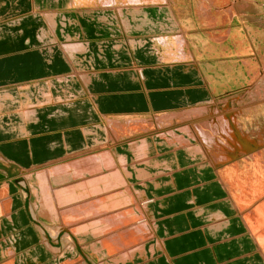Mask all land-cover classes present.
Here are the masks:
<instances>
[{
  "label": "crops",
  "instance_id": "0c3cea01",
  "mask_svg": "<svg viewBox=\"0 0 264 264\" xmlns=\"http://www.w3.org/2000/svg\"><path fill=\"white\" fill-rule=\"evenodd\" d=\"M177 29L150 0H0V264H264L223 179L256 142L246 131L209 121L212 165L179 130L119 129V144L102 148L109 120L215 114V99L248 84L256 63L241 39L226 53V36L175 45Z\"/></svg>",
  "mask_w": 264,
  "mask_h": 264
},
{
  "label": "rangeland",
  "instance_id": "374dc122",
  "mask_svg": "<svg viewBox=\"0 0 264 264\" xmlns=\"http://www.w3.org/2000/svg\"><path fill=\"white\" fill-rule=\"evenodd\" d=\"M150 2L164 3L167 5L168 8H171L173 14L176 17L178 24L177 33L179 32V35L176 33V35H178L176 37V40L181 41L180 43L175 41L174 42L175 45H180L182 43L184 45L185 40L192 35H196L198 37L202 36L203 39L206 41L207 39H211L212 43H216V44H220L219 42H217V39H219L221 36L223 37L226 36V41H225L226 53H228L229 51L232 52V50L234 49L238 50L235 47L234 43H233L234 47L231 49V45H230L231 39L232 41H238L239 39H241L240 41H242L243 47L246 48L247 54H249L246 57V60L251 59L256 63L254 70L251 72V77L248 78L249 80L248 84L245 87H242V89L238 91L236 90L232 94H226L225 97L222 96V98L220 97L219 99H215L212 105H214V112L216 113L214 114L211 112L212 116L208 117L207 118L208 120L202 119L200 121L201 123L198 122L200 123L199 127L194 126L195 131L198 133L197 135H199V138L200 137L202 138V135L204 137L206 131H212L211 129L213 124L209 123V121L215 119L213 121L217 122L218 119L220 121L222 120L220 124L226 126L225 131L227 128L228 135H231V133H233V135L236 134L238 136L239 134L237 128L239 127V129L241 128L240 130L243 129V132L246 131L248 133L247 136L248 139H252L253 137L254 141H256L250 143L251 141L247 140V143H245V145L246 146L249 145L250 147L245 149L244 152L241 151V155H238L237 157L234 156L232 157L234 158L233 160H235L238 165L235 172L233 174L230 173V175H226L225 178L223 176V179H225V182L228 185L227 188L229 190V193L231 194L232 197H234L233 198L234 202L237 203L236 204L238 206L237 208L239 212L243 215L246 211L252 209L251 206L254 207L255 204L260 205L264 201V196H263L264 195V115L262 114L263 111L256 112L261 108L260 101L261 99L264 98V93H263L264 92V0H150ZM83 17L94 23L101 22L100 17L102 18L101 13H92V12L83 13ZM169 17L171 20L173 19L172 15H169ZM173 27L176 30L177 26L173 24ZM234 37H237L239 39L236 40V38ZM137 41L132 42L131 44L132 49H135V51L144 50L148 42L146 40H137ZM199 41L200 40L198 39V42ZM228 46H230V48ZM255 91H257L256 96L255 94L253 95ZM255 105L259 107L257 109H252L254 108L253 106ZM225 106L226 108H223ZM228 112H231V114ZM233 113L235 114V116L236 114L241 115L239 117L238 116L236 117L243 124L237 123V126H235L234 129H231V126L230 128L228 126L229 123L230 125H233L232 124L233 121L231 120V118H233ZM259 113L260 115L257 116ZM162 114H158L156 117L159 118L161 117L159 115ZM224 114L225 115L227 114V116L229 115V119L225 117ZM156 117L155 119H157ZM142 118L143 117H136V116L128 117V118L126 117V118H120L119 120L117 119L116 121H119L118 123H121L122 125L121 130H125V129L129 130L135 128L129 130V132H134L133 135L135 136L157 134L154 132L153 126L143 128L141 125L136 124L137 125L136 126L134 124H130L129 126L127 124L132 122L138 123V120ZM149 119L150 118H148V122L150 123L151 121ZM114 121L110 120L107 123L109 125L113 123V127L116 129V131H118L120 128L116 126L117 123L116 122L114 123ZM178 121L179 120L177 119L173 121L171 120L172 122L171 124H174ZM124 124L125 126H123ZM204 124H207V126ZM179 125L181 124H177L175 128L173 127L175 125L171 126L170 129L174 128L173 131L167 133H161L160 135L167 136L166 138L169 139L168 137L169 134L173 135L174 132L177 130L189 133L190 144L188 142H186V144L184 143L183 144L189 145V147L196 146L205 157V153L202 147H204L207 150V148L204 145V143L206 144V142H204L203 139L201 140L196 139V133L194 131V127L192 130L188 127L187 130L186 129L181 130L178 129ZM217 127L218 126H213V130L216 129ZM219 131L221 130L219 129ZM124 132L127 133L126 131ZM116 134L118 136L119 133L116 132ZM131 137L133 136H128L127 138H131ZM183 144H181V146L184 147ZM226 144L229 146V148L232 147V149H234L235 144L233 142L226 141ZM239 146H241L242 148V145L240 143ZM250 149L253 150V155L257 154L259 156V158H257L258 161H254ZM246 151H248V153H246ZM204 157H203V163L206 162ZM207 162L208 165L209 164L212 165L211 160L208 159ZM257 185H260L262 187V192L259 193L258 195L256 194L255 196L252 195L249 198L248 194L252 190L253 191L259 190V187H256ZM259 195L261 197L263 196L261 200H259ZM246 202L247 204H244ZM257 226L258 225H255V227ZM250 228L248 227V229ZM252 229L253 227L250 229L253 232L251 233L256 238L258 244L261 246L264 253V243L262 245L261 243L262 241L258 233L259 230L256 231ZM255 232L257 233L255 234Z\"/></svg>",
  "mask_w": 264,
  "mask_h": 264
},
{
  "label": "bare ground",
  "instance_id": "6f19581e",
  "mask_svg": "<svg viewBox=\"0 0 264 264\" xmlns=\"http://www.w3.org/2000/svg\"><path fill=\"white\" fill-rule=\"evenodd\" d=\"M118 11V10H117ZM136 11V10H135ZM120 14V13H119ZM98 17V16H97ZM100 19H101V17H100ZM98 21V20H97ZM226 35V34H225ZM129 41V40H128ZM132 42L133 41H131V44H132ZM138 42V41H137ZM124 43V42H123ZM145 43V42H144ZM70 44V43H69ZM72 44V43H71ZM76 44V43H75ZM74 45V44H73ZM79 45V44H78ZM69 46V45H68ZM136 47V46H135ZM144 47V46H143ZM141 49V48H140ZM135 50V49H134ZM2 55V54H1ZM15 81V80H14ZM25 86V85H24ZM257 89V88H256ZM255 89V90H256ZM263 92V91H262ZM256 93H257V91H255L254 93H253V95L255 94V96H256ZM264 93V92H263ZM262 94V93H261ZM252 95V96H253ZM263 95V94H262ZM260 100V99H259ZM262 101V102H261ZM261 101H260V106H261V108L259 109V110H257L256 112H262L263 111V115H264V98L263 99H261ZM254 108H252V109H257L259 106H257V105H255V106H253ZM249 108H251V107H249ZM249 108H247V109H249ZM208 110H209V108L208 109H206L205 110V108H203V107H198V108H195V109H188V110H185V111H180V112H169V113H161L162 115H159V116H161V117H159V118H157V119H155L154 118V121L152 122H148V119L146 120L145 118H142V119H139L138 120V123H127L129 126H130V124H134V125H141L143 128H145V127H151V126H153V128H154V132L155 133H157L158 135H160L161 133H167V132H170V131H173V129L176 127V125L177 124H181V125H179L178 126V129H181V130H184V129H186L187 130V127L188 128H190L191 130L193 129V127L195 126H197V127H199V125H200V121L202 120V119H207L208 117H211L212 116V114H211V112H209L208 113ZM205 114H209V116H205ZM231 114V113H230ZM221 115V114H220ZM260 115V113L257 115V116H259ZM123 116V115H122ZM222 116H223V114H222ZM229 116V115H228ZM236 116H237V114H236ZM113 117V116H112ZM143 117V116H142ZM231 117V116H230ZM235 117V114L233 113V118ZM173 118H175V119H177V120H179L178 122H176V123H174V124H171L172 122H171V120L173 121V120H175V119H173ZM216 118H218V117H216ZM220 118V117H219ZM255 118V117H254ZM171 119V120H170ZM104 120V119H103ZM117 120V119H116ZM119 120V119H118ZM150 120V119H149ZM218 120V119H217ZM110 121V120H109ZM206 121V120H205ZM117 123L116 124V126H118V128H122V125H121V123H118L119 121H114V123ZM148 122V123H147ZM198 122H200V123H198ZM220 122H222V120L220 121ZM133 125V126H134ZM136 125V126H137ZM173 125H175V126H173ZM184 125V126H183ZM204 125H206L207 126V124H204ZM203 125V126H204ZM216 125V124H215ZM123 126H125V124L123 125ZM171 126H173L174 128H172V129H170V127ZM183 126V127H182ZM230 123H229V128H230ZM195 127H194V131H195ZM132 129H135V128H132ZM132 129H129V130H132ZM167 129V130H166ZM196 129H198V128H196ZM231 129H234V126L232 125L231 126ZM124 131H126V130H124ZM116 129L113 127V123L111 124V125H109V124H107L106 126H105V128H104V133H106L107 134V137H106V139L107 140H105V138L103 139V141L102 142H104L102 145H103V147L102 148H106L107 150L108 149H112V148H114L116 145H118L119 144V141L122 139H119L120 138V136H119V134H118V136H117V134H116ZM191 133V132H190ZM195 133H196V139L197 140H201L202 138L200 137L199 138V135H197L198 133L195 131ZM203 133H205V132H203ZM147 134V133H146ZM189 134V133H188ZM190 136V135H189ZM192 136V135H191ZM198 136V137H197ZM194 139H195V136H194ZM126 141H131V140H126ZM180 141L182 142V141H184V144H186V141L185 140H183V139H180ZM100 143V142H99ZM174 144V143H173ZM190 144V143H189ZM84 145V144H83ZM69 147V146H68ZM193 147H195L194 148V150H196V151H198V152H200L201 153V155H203L202 154V152L196 147V146H193ZM248 147H250L249 145H247V148ZM82 148V147H81ZM91 148V147H90ZM132 148H133V146H132ZM203 148V150H204V153H205V157H204V155H203V157H204V159H206V161H208V159L210 160V158H208V150H206L204 147H202ZM106 149H105V151H106ZM104 150V149H103ZM102 150V151H103ZM102 151H100V152H102ZM250 151L252 152V155H253V150L252 149H250ZM114 152V151H113ZM99 153V152H98ZM111 153H112V151H111ZM246 153H248V151H246ZM71 154V153H70ZM75 154V153H74ZM109 154V153H108ZM91 155V154H90ZM95 155V154H94ZM50 156V155H49ZM84 156V155H83ZM121 156V155H120ZM211 156V155H210ZM251 156V155H250ZM85 157V156H84ZM89 157H91V156H89ZM252 157V156H251ZM83 158V157H82ZM97 158V157H96ZM101 158V157H100ZM257 158H259V156L257 155V154H254L253 155V159H254V161H258V159ZM78 159V158H77ZM141 159V158H140ZM85 160V159H84ZM108 160H109V158H108ZM74 161V160H73ZM114 161V160H113ZM120 161V160H119ZM70 162V161H69ZM102 162V161H101ZM107 162V161H106ZM111 162V161H110ZM123 162H125V161H123ZM67 163V162H66ZM66 163H64V164H66ZM78 163V162H77ZM94 162H92V164H93ZM96 163V162H95ZM97 163H99V161L97 162ZM96 163V164H97ZM112 163V162H111ZM85 164V163H84ZM108 164V163H107ZM116 164V163H115ZM122 164V163H121ZM73 165H74V163H73ZM81 165V164H80ZM98 166L100 165V164H97ZM53 166V165H52ZM124 166V165H123ZM60 167V166H59ZM91 167V166H90ZM107 167V166H106ZM112 167V166H111ZM94 168V167H93ZM98 168V167H97ZM105 168V167H104ZM116 168V167H115ZM45 169V168H44ZM86 169H89V168H86ZM86 169H83V170H86ZM99 170H100V168H98ZM121 169V168H120ZM142 169V168H141ZM47 170V169H46ZM91 170V169H90ZM125 170V169H124ZM123 170V171H124ZM27 171V170H26ZM41 171H42V169H41ZM44 171V170H43ZM75 171H76V169H75ZM78 171H79V169H78ZM81 171V170H80ZM88 171V170H87ZM116 171L118 172V170L116 169ZM28 172V171H27ZM45 172V171H44ZM91 172V171H90ZM92 172H93V170H92ZM108 172H110V171H108ZM113 172H114V170H113ZM35 173H38V172H35ZM71 173H72V171H71ZM125 173H126V171H125ZM128 173V172H127ZM28 174V173H27ZM41 174H42V172H41ZM76 173H74V175H75ZM79 174H81V172L79 173ZM105 174V173H104ZM104 174H103V176H104ZM111 174H113V173H111ZM118 174H119V172H118ZM47 175H48V173H47ZM100 175L101 174H99V177H100ZM106 175V174H105ZM114 175H116V173H114ZM36 176V175H35ZM43 176H45V175H43ZM77 176H79V175H77ZM82 176V175H81ZM95 176V175H94ZM130 176V175H129ZM24 177V176H23ZM29 177V176H28ZM37 177V176H36ZM102 177V176H101ZM116 177H118L117 175H116ZM149 177V176H148ZM43 178V177H42ZM55 178V177H54ZM56 178H57V175H56ZM60 178V175H59V177H58V179ZM92 178V177H91ZM94 178V177H93ZM109 178V177H108ZM118 178H120V177H118ZM46 179V178H45ZM39 180V179H38ZM103 180H104V178H103ZM103 180H101V183H102V181ZM112 180H114V178L112 179ZM112 180H110V181H112ZM117 180V179H116ZM115 180V181H116ZM122 180H124L123 178H122ZM122 180L120 179V180H118V181H121L122 182ZM58 181V180H57ZM56 181V182H57ZM84 181V180H83ZM99 181H100V179H99ZM107 181H109V179L107 180ZM114 181V182H115ZM89 182V181H88ZM106 182V181H105ZM125 182V181H124ZM46 182H44V184H45ZM104 183V182H103ZM102 183V184H103ZM107 183V182H106ZM128 183V182H127ZM109 184V183H108ZM115 184V183H114ZM83 185V184H82ZM93 186V185H92ZM115 186V185H114ZM65 187V186H64ZM116 187V186H115ZM131 187V186H130ZM256 187H259V190H257V191H251L248 195H249V198H250V196H255L256 194L258 195L259 193H261L262 192V187L260 186V185H257ZM90 188H92V187H90ZM111 188H112V186H111ZM123 188V187H122ZM106 189H107V187L105 188V191H106ZM109 189V188H108ZM107 189V190H108ZM114 189V188H113ZM127 189H128V187H127ZM61 190V189H60ZM81 190V189H80ZM89 190V189H88ZM129 190V189H128ZM58 191V194H60V192H59V190H57ZM118 191V190H117ZM126 191V190H125ZM49 192V191H48ZM63 192V191H62ZM248 192V191H247ZM47 193V192H46ZM72 193V192H71ZM80 193V192H79ZM91 193H92V191H91ZM99 193V192H98ZM111 192H109V194H110ZM118 193V192H117ZM73 194V193H72ZM85 194V193H84ZM87 194H88V192H87ZM107 194V193H106ZM40 195V194H39ZM50 195V194H49ZM61 195V194H60ZM68 195V194H67ZM73 195H75V194H73ZM86 195V194H85ZM91 195V194H90ZM103 195V194H102ZM101 195V196H102ZM55 196V195H54ZM78 196V195H77ZM82 196V195H81ZM107 196H109V195H107ZM113 196V194L111 195V197ZM131 196V195H130ZM142 196V195H141ZM231 196V195H230ZM264 196V195H263ZM263 196L261 197L260 195H259V200H261L262 198H263ZM41 197V196H40ZM61 197V196H60ZM71 197V196H70ZM79 197V196H78ZM83 197V196H82ZM51 198V197H50ZM63 198V197H62ZM86 198V197H85ZM98 198V197H97ZM103 198V197H102ZM232 198H234V197H232ZM257 198V197H256ZM10 199V198H9ZM60 199V198H59ZM79 199H80V197H79ZM105 199V198H104ZM106 199H108L107 197H106ZM64 200V199H63ZM67 200H68V198H67ZM253 200V199H252ZM52 201V200H51ZM71 201H73V200H71ZM70 201V202H71ZM93 201V200H92ZM133 201V200H132ZM87 202L89 203V201L87 200ZM87 202H83L84 204L83 205H86L85 203H87ZM96 202V201H95ZM101 202V201H100ZM32 203V202H31ZM64 203H66V202H64ZM93 203V202H92ZM259 203V202H258ZM90 204V203H89ZM97 204V203H96ZM128 204V203H127ZM237 204V203H236ZM244 204H247V202L246 203H244ZM50 205V204H49ZM49 205H47V206H49ZM60 205H62V204H60ZM93 205V204H92ZM101 205V204H100ZM88 206V205H87ZM90 206V205H89ZM90 207H92V206H90ZM103 207H106V205H104ZM114 207V206H113ZM238 207V206H237ZM243 207H244V205H243ZM44 209H46L45 207H43ZM80 208V207H79ZM79 208H78V210H76V212L77 211H79ZM81 208H82V206H81ZM94 208V207H93ZM93 208H91V209H93ZM100 208V207H99ZM251 208L252 209H250V210H248V211H246L243 215L245 216V218H244V216H243V218H244V220L247 222V226H248V224H249V228H250V225H251V228L253 227V229L252 230H256V231H258V233H259V237L261 238V243H262V245H263V243H264V201L262 202V204H255L254 205V207L253 206H251ZM74 209V208H73ZM75 209H77V208H75ZM87 209H89V208H87ZM96 209H97V207H96ZM107 209V208H106ZM136 209V208H135ZM47 210V209H46ZM52 210H53V208H52ZM95 210V209H94ZM103 210V209H102ZM119 210V209H118ZM122 210V209H121ZM124 210V209H123ZM45 211V210H44ZM81 211V210H80ZM83 211H84V209H83ZM83 211H81L82 213H80V214H83ZM88 211V210H87ZM46 212V211H45ZM52 212V211H51ZM74 212V211H73ZM106 212V211H105ZM104 212V213H105ZM40 213V212H39ZM64 213V212H63ZM87 213V212H86ZM97 213V212H96ZM96 213H92V214H96ZM103 213V212H102ZM37 214H38V212H37ZM61 214V213H60ZM65 214V213H64ZM91 214V213H90ZM101 214V213H100ZM41 215V214H40ZM78 215H79V212H78ZM84 215H85V213H84ZM83 215V216H84ZM97 215V214H96ZM99 215V214H98ZM86 216V215H85ZM140 217V216H139ZM247 219V220H246ZM127 223V222H126ZM255 225H258L257 227H255ZM146 227V226H145ZM127 228V227H126ZM250 228V229H251ZM57 229V228H56ZM249 229V230H250ZM54 231V230H53ZM58 231V230H57ZM250 232H252L251 230H250ZM253 233V232H252ZM257 232H255V234H256ZM152 234V233H151ZM147 235H148V233H147ZM144 236V235H143ZM146 237H148V236H146ZM44 242H46V241H44ZM259 245V244H258ZM137 246V245H136ZM261 247V246H260ZM128 248V247H127ZM141 248V247H140ZM124 249V248H123ZM263 250V249H262ZM264 254V253H263Z\"/></svg>",
  "mask_w": 264,
  "mask_h": 264
}]
</instances>
